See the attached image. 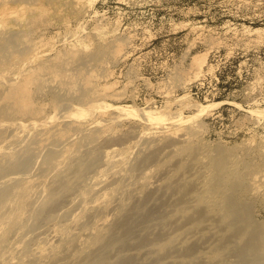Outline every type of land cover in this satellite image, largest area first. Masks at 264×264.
I'll return each instance as SVG.
<instances>
[{"label":"rangeland","instance_id":"rangeland-1","mask_svg":"<svg viewBox=\"0 0 264 264\" xmlns=\"http://www.w3.org/2000/svg\"><path fill=\"white\" fill-rule=\"evenodd\" d=\"M54 1L56 3H54ZM0 3V46L2 45L0 48L2 49L5 43L12 45L13 47V43H15L14 40L17 43V45L15 43V48L10 47L9 45L6 46L9 48V50L8 48L4 47L5 51H9V53L11 52V55L6 52V56L4 48L2 49L3 51L0 49V53L2 51V53L0 54V58L3 60L2 61L0 59V64L4 63V66L6 64L5 67L8 71L7 72L5 70V73L7 75L4 72L2 73L5 75L0 73V80L4 85L3 86L2 82L0 81V87L1 89L3 88L2 92L5 93V90H7L6 88L8 86L6 85H9V87L17 85L15 88L17 89L19 84L15 83H20L21 81L18 82L20 78L23 80V76L21 77L23 73L30 72V69L32 70L33 67L35 68V64H39L38 62L43 60L45 61L44 63H48L47 66L49 67L50 60L53 63L54 59H56V57L60 58V55L62 53L64 57H67V61H63L64 63H66L65 66L68 69V71H65L67 70L66 68L64 69V71H62L65 67L62 58H65L61 57V60L59 59V61L62 62H57L58 59L56 60L57 63H60L59 65H62V69L61 66L57 65V68L59 67V70L61 71L58 74V69L55 68L54 70L57 69V71L52 70L53 74H51L52 72L50 69H52L54 65L56 67V64H52L50 62V64H52L50 66V69H48L47 66L45 67L48 69V72H50V75L48 74L49 76L47 75V77L45 76L47 72L45 70L42 71L46 73L43 75V73L41 72L43 76L39 82L41 83L44 80L43 77H45V80L47 79L46 83L44 82L46 85L42 83V85L39 84L40 86L38 85L39 88L36 90L39 92L31 90V93L32 91L35 94L38 93V97L36 96L37 94L35 95L34 93H32L33 99L34 101H36V103L33 102V104H37L39 105V107L41 106L40 108L38 106H34V108L36 107V109L39 108L40 110H42V108H45L44 110H42L43 114H40L42 117H40L39 115L41 119H39L38 117V119L35 121V126L37 124L39 126L37 125L36 128L35 126L33 127L31 125L33 121H30L31 118L28 119V115L24 118V115H26L25 111L19 112V116H17L18 112L17 114L15 113L16 118H13L16 120L19 117L21 118L19 119L20 122L18 120H13V122H18L25 126L24 128H21V130L19 129L20 131H16L17 129H15V126L13 125H10L9 127L0 126V131L2 128H4L2 129V131L6 132V136L5 134H2V136L7 137L6 139L4 137V139L6 140L5 144L3 143L4 145H0L3 147L0 148V153L2 154L3 152L6 155V153L8 154L9 152L13 155L12 156L10 154L12 156H10L11 158L8 155V157L11 159V167H9V165L7 166V164H10V160H8L9 158L6 157L7 155H4V157L2 154V157H0V166L2 158H4L3 161L6 165L5 166L3 162L2 166L4 170L2 169V166V171L0 169V181L3 180L4 183L6 182V184L0 183V190L6 189L8 186H10V188L12 187V192L16 194L18 192V187L20 186V184L28 181L29 179L26 180L25 178H30L31 176L32 178H34H30L32 180H35L36 178V181H34L36 183V186L33 190L35 192H33V194L37 193L35 188H39L40 186L44 187V189L42 187V191H40V188V190L37 189V191L40 192H38L36 195L34 194L33 196H31L32 194H30L31 199L29 200L28 198V200L31 203H29L22 211L23 226L21 223L20 226H22L23 228L19 229V233L17 232L20 226H16L17 228H15L14 226V228L12 227L10 230H8L9 234L6 236L4 242L2 241V244H0V264H3V262L7 264L8 262H12L14 259L15 262L24 259V262L26 264H28L30 261L33 263L32 260H29L27 257H25L29 261L27 263V260L23 255H26L29 250H34L36 247L35 244H37L35 242H37V240H42V238H45L43 240V243L48 242L47 244L50 243L53 245H55L56 242L57 244L59 243V240L57 239L58 237L55 238L56 236L52 235L51 229L53 228V226L62 225L63 223L66 224L67 221L72 220V217H74L75 214L82 209L80 208L83 206V202L81 201L85 199L88 200L89 197L92 196L89 193L90 190H87V187H91L92 185L96 184L95 189L97 188V190L98 188L101 190H109L111 189V187H113V185L120 184L119 180L122 181L125 186L127 184V186L126 188H122L123 190H121L120 192H117L116 195L113 196L114 198H111V203L109 205V208L107 209V214L109 217L106 226L107 234L105 233L102 236L103 238L107 239L111 237L114 231L116 232V228L118 227L117 224L119 223V220L121 219L123 214L119 213L118 209L116 210V208L119 206L120 200L123 202V204H125V210H127L143 203L146 198L145 196L149 194V199L147 200L146 198L147 201L142 205L141 213H147L152 209H156L161 205L162 206L160 208V211H158L159 213H157L155 216H152L148 220L136 224L135 233H133L131 237H128L127 245L120 246L119 244H115L111 247L106 248L104 251L105 257L103 263L106 261L112 262L113 264H118V262L120 261L119 258L128 256L127 258H132V264H251L254 262H257L258 264H264V258H258L257 256L259 253H250L245 257L237 254V249L240 247L239 245L243 244L250 238L249 236L251 235V231H253L255 227L264 226V206L262 204H257L254 206L252 214V224L256 226L249 227L247 229L248 235L246 236L235 234L232 237L226 238L225 241H222L221 239L224 232L223 226L215 217H210L207 220L203 221L199 225V227L190 228L191 225L184 224L183 216L177 211V209L184 206L189 212L195 210V201L190 199L187 202L183 203L184 195L179 189H182L181 187L184 183H191L190 185H193L192 183L196 182L197 180V177L195 176L196 174L191 173L192 171H196V169H194L196 167H193V165H191L193 163L192 157L188 154L181 155V153H177L179 150H181L179 149V147L186 148L185 146L191 142H201L203 144L207 143V145L211 144L212 146L215 145L212 147L214 148L212 153L214 158L218 161L221 155L218 154L219 152L216 150H218L219 147L220 150H222V145L223 148H225V146H228L227 150L229 148L230 151L235 150V148L233 147L237 148L241 146L238 148V150L235 151L238 154H245L244 156L251 157L252 161L249 157H247L249 162L251 161L252 163H257L258 159L261 160L260 153L264 150V0H0ZM9 13L13 14L10 16ZM41 13L43 16L41 15ZM36 16L38 17L36 18ZM33 17L35 18L33 19ZM36 19L38 21L39 19L40 21L42 20L41 22L39 21V23L36 22V24L38 23L37 25L39 26V28L36 24H34L35 21H37ZM1 21L5 22L2 23ZM13 22H15L16 24H14ZM29 25L32 28H30ZM36 29L39 30V32H37ZM33 31H36L37 33H34ZM12 33L15 35H13ZM10 34L15 36V38L18 37V39H14V37H11ZM40 35L42 36V38ZM8 38H10L11 40H9ZM38 38H40L39 40L41 41H37ZM4 39H6L7 41ZM12 39L14 40L12 41ZM29 43L33 44V46L34 44H36L35 46L38 47V50H36L37 47H32L35 49V53L38 54L40 52V58H30L31 56L29 55V53L33 50V48ZM104 44H106V46ZM22 45H24V47ZM25 46H27V50ZM99 46H102V48L105 46L106 49H108L106 50L104 47V56V53H101L102 48H100ZM72 47H74V49L68 51V49H71ZM98 47L99 52L96 51ZM10 48H12V51ZM58 49L60 52L58 51ZM77 49L78 51H76ZM56 50L58 51L57 53ZM95 51L97 53L94 54L93 57V55L91 54H93V52ZM71 52L73 55L71 54ZM54 53H56L58 56H56V54L54 55ZM68 53L71 54L72 59L71 57H68ZM20 54L23 55L21 56ZM65 54L67 56H65ZM97 54L99 55L97 57L103 56L102 59L96 60L95 58H97ZM8 57L9 59H7ZM197 57H200V60L206 57V59H204L205 62H202L203 64H205L202 65V69L200 71L202 73H200L199 71V73L195 72L199 65L196 61L199 59ZM26 58L28 59L25 60ZM6 59L9 61V64L11 62L12 63L10 65L7 64L8 61ZM15 62L17 65L15 64ZM199 63L201 64V62ZM195 64L197 66L196 69ZM18 65L20 66L18 67ZM40 65L41 67L45 66L40 63L38 65L39 68H41ZM0 67H2V65ZM10 68L14 71H12ZM36 68H38L37 65ZM0 69H3V67ZM61 72L65 73L60 74ZM194 72L198 74L196 75ZM27 73L24 75L27 76ZM110 82L111 84L112 82H115L116 84L113 83L111 85ZM92 84L93 86L91 88L90 86ZM103 84L108 86L111 85L113 86V88H106V86L105 88H103ZM72 85H74V87ZM42 86L45 87L44 89L46 93H44V89L43 91H41ZM4 87H6L5 90ZM9 87L8 90H11L12 88L10 87V89ZM72 87L74 89V94L71 93V90L73 91V89H71ZM101 87L105 91L100 89ZM87 88L89 93L87 92ZM95 88H97L96 90L99 93L95 90ZM15 89L13 88L12 90L16 91ZM69 89L70 91L68 94L67 90ZM60 90L62 93L60 92ZM91 90L94 93L97 92V95L100 94V97L93 94L96 97L97 102L92 101L95 99V97H91L93 96L92 94H90ZM58 91L60 92V94H65L67 92L68 96L63 94V97H58ZM83 91L90 94L89 98L94 99H88V94L85 96V92ZM81 92L83 93L82 96H85V98L87 97V101L89 100L88 103L85 98L81 96ZM47 93H50V96ZM70 93L73 94L74 97ZM76 93L80 94H77V96L75 97ZM106 93H108V95ZM7 94L8 93L6 91V93L4 94L6 96L3 97L9 98V95L7 96ZM2 95L3 93L0 94L1 97ZM78 95H80L83 99V101H80L82 107L76 106L77 104H79L78 100H81V97H79ZM102 95H105V97ZM35 96L37 98H35ZM51 96L52 98H50ZM42 97L44 99H42ZM64 97L66 98V100L64 99ZM68 97L72 99H69ZM7 98L6 100L4 99L5 106L6 104H8L6 103ZM48 98L51 99V101H49ZM76 98H78V102L76 101ZM36 99L40 100L37 101ZM67 99H69L70 101H68L71 103L67 102ZM73 99H75L74 101L77 102H75L76 104H74V101L72 102ZM14 100L16 101V99ZM90 101L92 103L96 102L93 103V105L95 104L93 107L89 104ZM10 102V105L14 106L13 104H15L17 101L14 102L11 100ZM54 102H56L57 105L59 104L58 106L55 104V107L57 106L56 109L55 107L53 108ZM100 102L102 103V105L105 103L104 106H110L111 104L110 111L102 108V105V107H100ZM86 103L87 106L88 104L90 105L88 106L89 108L87 106L83 107V104L86 105ZM4 105L2 104V107H4ZM64 105L68 106L67 108L62 110L64 112H60L61 106L63 107ZM97 105L99 107L94 108ZM131 106L134 108H132ZM198 106L200 108H198ZM2 107L0 108L2 109ZM116 107H120L122 108V110L119 111L120 109H117ZM66 109H69L67 113ZM133 109L142 111L143 113L155 112V114L149 115V119H143L142 117L137 116V114L135 115V112H130L132 115L131 116L129 111ZM200 109L202 110L200 111ZM79 110H81L82 113H80ZM91 111H93L94 113H90ZM102 111L108 112L107 114H105V112L103 115H101ZM95 113L100 117L96 116ZM126 113L128 114L126 115ZM20 114L22 115L20 116ZM59 115H61L60 118ZM174 115H176L177 118L171 119L175 117ZM29 116L31 117L32 115ZM78 116H83L85 117V119L87 118V121L83 120L85 124H83L84 126L81 125L82 127H80V130L76 127L80 126L78 123H82L83 121L80 122L76 120ZM155 118L162 119L161 123L158 122L162 124V127L163 123L167 126L164 125L165 127H163V129L159 124H156L157 119ZM113 119L114 121H112L111 123V120ZM151 119H153L154 121L151 122ZM179 119H183L184 122L187 121V123L179 122ZM72 120L75 123H77L76 121H78V123L74 125V123H72ZM71 123L74 126H72ZM152 123L153 126L156 125V128L152 127V125H149ZM181 123L183 124L181 125ZM28 124H30L28 126L29 128L26 126ZM54 124L55 126L58 125V128L53 126ZM47 125L51 126L52 129L51 127L49 129ZM67 125L74 127H67L68 129L71 128L70 130L72 131L73 129L78 130H74V132L72 133L69 130L70 135H72V137H74L75 139H73L72 137L69 139L68 137L65 143L63 141L60 142L57 141L58 139H55L57 142L54 140V143H56V145L53 144V146V142H51L53 138H48V140L50 141L48 145L50 147L48 145L46 146L47 142L45 144V141L43 143L44 145L41 144L42 139L49 136V133L47 134L42 131V126L43 130H46L48 127L49 132L54 129L56 131V134L58 133L57 135L60 136L59 131L66 130ZM45 126L47 127L45 128ZM148 126H150L151 128ZM157 126H159L160 129ZM175 126L179 128L180 131H178L177 129V131L180 132L179 134L178 132H174L175 128L173 127ZM183 126L186 127L184 128ZM62 127L65 129H63ZM99 127L100 129L101 127L105 128L104 130L106 131H104L105 133L102 134V137H100L98 140L90 143V141H87L88 138L86 139V137H82L83 135H87L88 129H90L89 132L97 131ZM141 127L145 130H142ZM170 127L173 129H171ZM196 127L200 128L198 129ZM61 128L62 130H59ZM36 129H40V131L36 132ZM165 129H169L167 130L168 132ZM170 129L173 131H171ZM81 130H83V135L81 134L82 136L80 138L79 133L81 132ZM41 131L44 132L45 135L47 134V136H44ZM38 132L43 135H38ZM141 132H143L144 135H139L141 134ZM193 132L195 134H192ZM34 134L36 135V137L34 136ZM54 134L55 132H53L52 135L50 134V137H54ZM186 134L188 136L193 135L191 137V140L185 138ZM58 136H55V138H59ZM75 136L79 137L76 138ZM119 137H122L123 139L125 137L124 140H127V142H124L125 144L127 143V146ZM82 138H85L86 141L90 143L88 145H93L91 146V149L94 150L96 157H98V154L100 158L105 160L104 162H106L105 156L113 149L118 148L120 150V148H123L122 150L125 149L128 151L132 146V150L130 149L131 152L129 151V153L124 150V155H119L120 157L122 156L121 159H124L126 157L124 160L122 159L124 162L122 165H119L117 163L116 166V164L113 165L112 162L109 163L111 164L109 165L103 162L106 165L105 166L102 163V159H100L102 160L101 162L100 160H98L97 164H95L97 167L95 166L94 168V166H92V169L89 171L88 175L86 174L87 178L85 179L87 180H85V182L82 181L88 186H80L83 183L80 182L81 184L78 185V181L81 180H79L76 174L73 172V169L76 167L74 165L77 163L75 158H81L82 160L85 159V163L90 161V154L88 151L90 148L88 147L85 139L83 140ZM114 138L115 140L118 138L122 142L119 140L118 141L120 143L118 141L116 142ZM183 139H187L189 142ZM180 140H183V142L180 143ZM108 141L110 142V144ZM62 142L67 147H64ZM106 142L109 145H106ZM128 142L130 144H132L133 142H137L138 144H136L137 146H134L135 143L130 145ZM219 142L221 144H217ZM57 143L59 144V146ZM115 143L116 145L117 143H119L124 146L119 148V146L121 145L118 144L116 147ZM39 144L40 146L42 145V147L45 148L42 149ZM216 144L220 146H216ZM79 145H82V148ZM86 146L88 147V149ZM177 146L178 149L176 148ZM63 147L67 149H70L71 147V150H75V148L80 147L82 153L80 152L78 155L76 154V157H73L75 155L72 156V159L74 158L73 160H75V162L68 157L64 165L61 166L64 167L63 170L61 169V167L59 168L60 170L56 168V171L59 170L56 173H58L59 176H64H62L63 178L58 177L57 180H53L57 178L58 174L55 173L54 175V167H50L49 169L45 168L50 166V164L47 165L48 163L43 162V158L48 155L47 154L45 156L46 153H49V150L50 152H52L55 151V149H57L54 152L55 154L57 153L56 159L62 158L64 153H60L59 150L61 152H64L66 149H62ZM109 147H111L112 149H110ZM173 149L178 151H175V153ZM247 152H249L250 154L248 153L247 155ZM103 153L105 154V156ZM58 154L63 155L60 157L58 156ZM28 156L30 159H32H28L30 161L29 164V161H27L26 159ZM151 156L153 157L147 162H142L144 158ZM113 159H116V157H114ZM23 160L24 163L22 162ZM122 160L120 162H122ZM202 160H204V158ZM41 161L45 165L42 164ZM21 162L23 165L20 166ZM177 162L183 163L184 166L186 165L185 170L177 171ZM15 163H17V165L19 164L17 168L18 170H16V168L14 169L13 167L15 166ZM101 163L103 168L102 166H98V164L101 165ZM219 163L222 164L223 161H219ZM26 165L29 166L23 173L24 167H26ZM190 165L191 169H189ZM19 166L21 167V169ZM112 166L114 168L113 170L110 169V167L112 168ZM4 167H6V170ZM106 167L109 168L107 169ZM101 168L103 170L105 169V171L100 170ZM12 169L14 170V172H11ZM50 169H52L54 172ZM261 169L259 174L261 179L263 180L264 167H262ZM19 170H21L20 174ZM126 170H128V173ZM45 171H47V173H44ZM122 171L124 172V175H128L127 177L124 176V179L126 178L125 180L119 179L120 176L123 178ZM8 172H11L13 174L9 173L11 174L9 175L7 174ZM144 172L145 174H149L150 177L148 175L147 176L151 179H149V186L146 188V190L142 191L138 190L137 188L140 187V184L143 180L141 179V177H143ZM43 174H49L48 176L45 175L47 180L43 176ZM40 175H42L43 177H41ZM4 176H7V180ZM16 176L17 178L15 179L14 177ZM38 176L39 178L41 177L40 180L44 182L40 183L39 178H37ZM8 177L10 180H13L14 178V183L13 181H10ZM21 177H24L23 180H19V178ZM76 178L78 181L76 180ZM37 179L39 181H37ZM8 180L9 182H7ZM17 180L19 181L16 182ZM50 181H53V183L56 181L57 182L53 184ZM63 182L65 184H68L69 195L67 194L68 196L64 197L63 200H59L62 196L61 194L63 193V191L59 189L57 185H61L60 188H62V185H65L63 184ZM37 183L39 184L37 185ZM42 183H44V185H41ZM165 184L167 185L166 187ZM168 184L171 187H169ZM83 186L85 188H83ZM47 187H52V190L56 188L55 191L58 193V195L56 193V198L54 199H57V196H60L58 200H54L52 204L56 202L59 203V201L62 202L55 208L56 210L54 209L55 211L51 210L53 212H49V208L52 205L46 208V204L42 203L43 198L41 197L44 195L43 197L44 199H46L45 196L49 195L50 191H52L51 189H48L47 191ZM80 189L84 192V195L81 196L82 199L79 198V194H82V191ZM45 191L49 193L47 194ZM42 192L43 194L41 195ZM89 214L90 213H87L86 215L84 214V216H86L84 218L86 219L82 218L79 225H81L82 223L86 224L87 219H90L88 221L89 223L90 221H92V217H90L91 214ZM88 216L89 218H87ZM83 220L85 222H83ZM70 222H67V224ZM12 229H17V234L13 232ZM12 232L16 235H12ZM29 232H31L32 234H30ZM23 233H28L29 235H25ZM22 234L23 236L31 237H28L29 241L27 239H24L26 237L22 238ZM20 236L24 242L26 240L28 241L25 242L28 243V252H25L27 251V247L25 248L26 244L21 242L22 239L20 238ZM139 237H145L147 240H149V243L135 246V242ZM163 239H175L174 241L176 246H174V249H170L168 252L159 251V245L165 241ZM17 241L20 242L18 243ZM160 241L162 242L160 243ZM100 244L101 240L99 242V245ZM183 245L185 247L188 245H193V252L188 255L183 254ZM17 247L20 250H15V248ZM29 247L34 248L29 249ZM68 248L71 250V252L70 250H68ZM68 248H65L66 250L64 249L65 252L67 251L66 253L62 251L60 257H62L63 259L61 258L62 260H59L57 264H60L59 262H61V264H64V262L66 264H82L86 259L96 260L99 258L98 255L94 258H91L92 256L89 255V257L85 259V257L87 256V252H82L72 260V255H69L79 248V244L75 242L73 243L72 247L69 246ZM7 249H9L10 253ZM23 249L25 251H23ZM215 249L220 252V259H215V257L213 256L215 253ZM15 251L17 252L15 253ZM18 252H23L24 254L22 255ZM13 253L15 254V256L13 255ZM7 255L9 258L7 257ZM18 255L19 257L22 255L23 258H16V256L18 257ZM4 257L6 261H4ZM7 258L8 260H11L10 258H12V260L8 261ZM16 259H18V261H16ZM67 261L69 263H67ZM51 262L52 260L48 261L47 264H50ZM44 263H46V261H44ZM44 263L43 261L42 263L40 262V264Z\"/></svg>","mask_w":264,"mask_h":264},{"label":"bare ground","instance_id":"bare-ground-1","mask_svg":"<svg viewBox=\"0 0 264 264\" xmlns=\"http://www.w3.org/2000/svg\"><path fill=\"white\" fill-rule=\"evenodd\" d=\"M38 1V0H37ZM52 1V0H51ZM3 2V1H2ZM50 2V1H49ZM49 2H47V3H49ZM37 3V2H36ZM52 3V2H51ZM54 3H56L55 1H54ZM58 3V2H57ZM1 4V3H0ZM50 5V4H49ZM50 7V6H49ZM47 9V8H46ZM24 11V10H23ZM31 11H33V10H31ZM42 12V11H41ZM23 13V12H22ZM21 13V14H22ZM28 13H29V11H28ZM44 13V12H43ZM10 14V16L13 14V13H9ZM38 14V13H37ZM2 15V14H1ZM30 15V14H29ZM41 15H42V13H41ZM43 16V15H42ZM4 17H6V16H4ZM4 17H3V20H4ZM38 16H36V18H37ZM41 17V16H40ZM35 17H33V19H34ZM42 18V17H41ZM40 18V19H41ZM6 19V18H5ZM40 19H39V21H40ZM43 19V18H42ZM13 20V19H12ZM37 20V19H36ZM14 21H15V19H14ZM39 21L37 20V21H35V23L34 24H36V22H38L39 23ZM42 21V20H41ZM40 21V22H41ZM2 22V21H1ZM5 22V21H4ZM4 22H2V23H4ZM6 22H7V20H6ZM14 24H16L15 22H13ZM37 23V24H38ZM33 24V23H32ZM36 24V25H37ZM28 25V24H27ZM35 25V26H36ZM40 25V24H39ZM30 26V25H29ZM38 26V25H37ZM41 26V25H40ZM34 27V26H33ZM42 27V26H41ZM40 27V28H41ZM30 28H32L31 26H30ZM35 28V27H34ZM37 28V27H36ZM38 28H39V26H38ZM3 29H5V28H3ZM33 30V29H32ZM5 31V30H4ZM36 31L37 32H39V30H37L36 29ZM36 31H33L34 33L36 32ZM41 31V30H40ZM261 31V30H260ZM1 32H2V30H1ZM36 32V33H37ZM262 32H263V30H262ZM32 33V32H31ZM256 33V32H255ZM260 33V32H259ZM13 34V33H12ZM40 34V33H39ZM13 35H15V34H13ZM13 35H11L10 34V36L11 37H14V39H18V37H16L15 38V36H13ZM17 35H18V33H17ZM43 35V34H42ZM35 36V35H34ZM37 36H38V34H37ZM41 36V35H40ZM39 36V37H40ZM10 37V38H11ZM10 38H8L9 40H11ZM36 38V37H35ZM41 38H42V36H41ZM1 39H2V37H1ZM7 39V38H6ZM6 39H4V40H6ZM14 39H12V41L14 40ZM40 38H38V40L37 41H41V40H39ZM7 41V40H6ZM35 41V40H34ZM1 42V41H0ZM10 42V41H9ZM14 42L16 43V41L14 40ZM15 43H13L14 45H13V47L15 48ZM30 43H34V42H30ZM29 43V44H30ZM36 43V42H35ZM4 44V43H3ZM5 44H7V43H5ZM4 44V47H6V46H8L9 44H7V45H5ZM29 44H27V45H29ZM47 44V43H46ZM16 45H17V43H16ZM31 45V47L33 46V44H30ZM36 44H34V46H35ZM105 46H106V44H104ZM2 46V45H1ZM0 46V47H1ZM10 47H12V45H9ZM23 47H24V45H22ZM33 46V47H34ZM104 46V47H105ZM4 47H2V49L4 48ZM12 47V48H13ZM20 47H21V45H20ZM23 47H22V49H23ZM32 47V48H33ZM37 46H35L34 48H36ZM100 47V46H99ZM99 47H98V49L96 50L97 52H99ZM104 47L102 48V46L100 47V48H102L101 50H102V52L101 53H104L103 52V49H104ZM6 48H8V47H6ZM12 48H10L11 49V51H12ZM25 48H26V50H27V46H25ZM33 48V50L32 51H30V53H29V55L31 56L30 58H40L39 57V54H40V52L37 54V53H35V49ZM109 48V47H108ZM1 49V48H0ZM1 49V50H2ZM17 49V48H16ZM74 49V47H72L71 49H68V51L70 50H73ZM105 49H106V47H105ZM8 50H9V48H8ZM25 50V49H24ZM36 50H38V47L36 48ZM65 50H67V49H65ZM106 50H108V49H106ZM3 51V50H2ZM2 51H1V53H2ZM21 51V50H20ZM20 51H19V53H20ZM58 51H59V49H58ZM57 50H56V53L58 52ZM76 51H78V49L76 50ZM93 52V54H91V55H93V57H94V54H96L97 52ZM4 52L6 53V52H8V54L9 55H11L10 53H9V51H5V48H4ZM60 52V51H59ZM73 52V51H72ZM72 52H71V54H72ZM74 52H75V50H74ZM106 52V51H105ZM108 52V51H107ZM0 53V54H1ZM22 53V52H21ZM56 53H54V55L56 54ZM100 53V54H101ZM4 54V53H3ZM13 54V53H12ZM58 54H60V53H58ZM63 54V53H62ZM61 54V55H62ZM71 54L70 53H68L67 55H68V57H71ZM15 55V54H14ZM19 55V54H18ZM21 55V54H20ZM23 55V54H22ZM21 55V56H22ZM25 55V54H24ZM60 55V58L61 57H64L63 55L61 56ZM66 54H65V56H67ZM70 55V56H69ZM73 55V54H72ZM75 55V54H74ZM105 55V53L103 54V56ZM3 56V55H2ZM6 56H7V53H6ZM6 56H5V58H6ZM56 56H58L57 54H56ZM97 56H99L98 54L96 55V57ZM101 56V55H100ZM102 56V57H103ZM202 56V55H201ZM1 57V56H0ZM4 57V56H3ZM16 57H17V55H16ZM15 57V58H16ZM25 57V56H24ZM29 57V56H28ZM92 57V56H91ZM102 57H97V58H95L96 60L97 59H102ZM204 57V56H203ZM4 58V59H5ZM11 58V57H10ZM13 58V57H12ZM22 58V57H21ZM55 58V57H54ZM60 58H57L56 57V59H54V62L52 63V61L50 60V62L52 63V64H56V67H55V65H54V67H52V69H50V66L52 65V64H50V62H49V59H51V58H49L48 59V62H49V67L47 66L48 65V63L46 64V63H44L45 61L43 60V61H40V62H38L39 64L40 63H42L43 65H45V66H42L41 67V65H40V67L41 68H39V64H35L34 66H35V68H36V65H37V67L38 68H34L33 66V68L32 67H30V68H32V70L30 69V72H26L27 73V76H25L24 74H26V73H23V75H21V77L23 78V80L20 78L19 79V81L18 82H20V83H15V84H19L18 85V87H17V89H15L16 88V86L17 85H15V86H13V87H11L12 89L14 88L16 91H13L10 87H9V85H6V86H8L11 90H8V87L6 88V87H4V90H5V88L7 89V90H5V93H6V91H7V96L9 97V98H7V97H3V96H6V95H4L5 93L4 92H2V90H3V88L1 89V87H0V90H1V92H0V94H2L3 93V95H2V97H3V101H2V97L0 98V100H1V106L0 107H2V104L4 105L5 104V102H4V99L6 100V98H7V102L6 103H8V104H6V106L4 105V107H2V109L0 108V126H2V127H9L10 125H13V126H15V129H17L16 131H18L19 129L21 130V128H24L25 126H23L22 124H20V123H18V122H13V120H15V121H19V119H21L20 117L19 118H17V120L16 119H13L14 117H15V115L17 114V112H18V114H17V116H19V112H26L25 114L26 115H24V118L28 115V119H30V121L32 120L33 122L31 123V125L34 127L35 126V121L38 119V117H39V115L40 114H43V111L42 110H44L45 108H42V110H40L39 108L41 107H39V105H37V104H33V102H35L36 103V101H34V99H33V96H32V93H34L33 91L35 90H37L39 87H38V85L40 84V85H42V84H44V85H46L45 83H46V80H45V77H43V79L45 80H43L41 83H39L40 82V80L42 79V76L47 72V74L45 75V76H47L48 74L50 75V72H48V69H50L51 70V72H52V70L53 71H57V69H58V74H59V72L61 71V70H59L60 68L58 67L57 68V65L58 66H61V69H62V65H59L60 63H57L58 61H59V59ZM65 59H63L62 58V61L64 60H66L67 61V57H64ZM197 58H199L198 60H196L197 61V63L200 65H198V68H197V70L195 71V72H200L201 71V69H202V65H205V64H203L204 62H205V60L204 59H206V57L203 59H201L200 60V57H197ZM196 58V59H197ZM1 59V58H0ZM7 59H9V57L7 58ZM6 59V60H7ZM28 58H26L25 60H27ZM32 59V60H33ZM58 59V60H57ZM71 59H72V57H71ZM2 60V59H1ZM14 60V59H13ZM23 60V59H22ZM39 60V59H38ZM41 60V59H40ZM56 60H57V62H56ZM61 60V59H60ZM93 60V59H92ZM200 60V61H199ZM204 60V61H203ZM3 61V60H2ZM8 61V60H7ZM11 61H12V59H11ZM16 61V60H15ZM35 61H37V60H35ZM62 61H59V62H62ZM64 61H63V63H64ZM201 62V64L199 63V62ZM6 62V61H5ZM24 62V61H23ZM22 62V63H23ZM203 62V63H202ZM12 63V62H11ZM10 63V64H11ZM14 63V62H13ZM19 63H21V62H19ZM18 63V64H19ZM35 63V62H34ZM63 63H61V64H63ZM196 63V62H195ZM7 64H9V61H8V63ZM9 64V65H10ZM15 64H16V62H15ZM33 64V63H32ZM65 64L66 63H64V66H65ZM2 65V67H3V69H0V71L1 70H3V71H1L0 73H2V72H6L7 71V69H6V64H5V66H4V63L3 64H0V66ZM17 65V64H16ZM16 65H15V67H16ZM206 65H207V63H206ZM20 65H18V67H19ZM28 66V65H27ZM47 66V68H45ZM2 67H0V68H2ZM5 67V68H4ZM9 67V66H8ZM11 67V66H10ZM14 67V66H13ZM14 67V68H15ZM196 64H195V69H196ZM210 67V66H209ZM55 68H57L56 70H54ZM66 68V66L63 68V70L62 71H64V69ZM207 68H208V66H207ZM11 69V68H10ZM16 69H17V67H16ZM20 69V68H19ZM47 69V70H46ZM67 69V68H66ZM194 69V70H195ZM211 69V68H210ZM6 70V71H5ZM8 70H9V68H8ZM12 70V69H11ZM10 70V71H11ZM46 71V72H42V71ZM12 71H14V70H12ZM19 71V70H18ZM17 71V72H18ZM65 71H68V69L67 70H65ZM8 72V71H7ZM43 73V75H42V73ZM194 72V73H195ZM198 72V73H199ZM10 73H12V72H10ZM65 73V72H64ZM64 73H60V74H64ZM197 73V74H198ZM200 73H202V72H200ZM3 74V73H2ZM6 74V73H5ZM5 74H3V75H5ZM51 74H53V72L51 73ZM196 74V73H195ZM196 74V75H197ZM7 75V74H6ZM9 75V74H8ZM48 75V76H49ZM25 76V77H24ZM47 76V77H48ZM5 77H8V76H5ZM4 77V78H5ZM38 77H40V78H38ZM2 79H3V77H2ZM7 79V78H6ZM1 81V80H0ZM7 81V80H6ZM13 81V80H12ZM11 81V82H12ZM2 82V81H1ZM0 82V83H1ZM45 82V83H44ZM113 83H115V82H112V84ZM90 84V83H89ZM109 84V83H108ZM110 84H111V82H110ZM111 84V85H112ZM116 84V83H115ZM114 84V85H115ZM2 85H3V82H2ZM39 85V86H40ZM99 85V84H98ZM98 85H97V88H98ZM104 85V87L103 88H105V86H106V88L107 87H109L110 89H111V87L113 88V86H111V85H105V84H103ZM4 86V85H3ZM73 87H74V85H72ZM90 86V85H89ZM92 86H93V84L90 86L91 88H92ZM100 86H102V85H100ZM99 86V87H100ZM73 87L71 88V89H73ZM96 87V86H95ZM45 87L44 86H42V90L41 91H43V89H44ZM97 88H95V90L97 89ZM108 88V89H109ZM94 89V88H93ZM92 89V90H93ZM100 89H102V87L100 88ZM31 90H33L32 91V93H31ZM56 90H58V89H56ZM56 90H53V91H56ZM85 90V89H84ZM91 90V93L90 94H95V96L99 93L97 90V94L96 93H94L93 91ZM94 90V91H95ZM103 90V89H102ZM8 91H11V92H8ZM40 91V92H41ZM44 91H45V89H44ZM49 91V90H48ZM63 91V90H62ZM68 91V94H69V91H70V89L69 90H67ZM86 91V90H85ZM85 91H83V92H85ZM90 91V90H89ZM103 91H105V90H103ZM107 91V90H106ZM36 92H39V91H36ZM52 92V91H51ZM50 92V93H51ZM60 92H61V90H60ZM60 92L58 91V93H59V95H58V97L60 96V97H63L62 95L64 94H60ZM87 92H88V88H87ZM93 92V93H92ZM31 93V94H30ZM42 93V92H41ZM44 93H46V91L44 92ZM49 93V94H50ZM53 93H55V92H53ZM62 93V92H61ZM71 93H73L74 94V89H73V91L71 90ZM70 93V94H71ZM89 93V92H88ZM88 93H84L85 94V96L88 94ZM35 94V93H34ZM33 94V95H34ZM37 94V95H36ZM35 95L38 97V93H36ZM48 94V93H47ZM48 94V95H49ZM73 94H71L72 96H73ZM77 94H80V93H76V95H75V97L77 96ZM82 92H81V96H82ZM90 94H88V99H94V98H89L90 96ZM102 94H103V92H102ZM107 95H108V93H106ZM105 94V95H106ZM41 95H43V94H41ZM41 95H40V97H41ZM46 95V94H45ZM53 95V94H52ZM64 95H67V92L64 94ZM100 95V94H99ZM99 95H97L98 97H100ZM105 95H102V96H104L105 97ZM106 95V96H107ZM35 96V98H37ZM50 96V95H49ZM54 96V95H53ZM68 96V95H67ZM67 96H65V97H67ZM71 96V97H72ZM79 97H81L80 95H78ZM85 96H82L83 98H85ZM94 95L93 96H91V97H95ZM47 97V96H46ZM64 97V99L66 100V98ZM74 97V96H73ZM72 97V98H73ZM82 97H81V100H78L79 101V104H77L76 106H81V102L80 101H83V99H82ZM86 97V98H87ZM50 98H52V96L50 97ZM54 98V97H53ZM69 98V97H68ZM72 98H69V99H72ZM85 98V100L87 101V99ZM9 99H11L12 101H14V102H16L15 104H13L14 106H11L10 104H11V100H9ZM14 99H16V101L14 100ZM42 99H44L43 97H42ZM49 99V98H48ZM54 99H56V98H54ZM53 99V100H54ZM69 99H67V102H69L70 100ZM77 99L78 98H76V101H77ZM100 99V98H99ZM37 100V99H36ZM40 100V99H39ZM39 100H37V101H39ZM47 100V99H46ZM57 100V99H56ZM69 100V101H68ZM75 99H73L72 100V102L74 101ZM98 100V99H97ZM102 100V99H101ZM9 101V102H8ZM41 101H43V100H41ZM49 101H51V99H49ZM55 101V100H54ZM58 101V100H57ZM63 101V100H62ZM76 101H74V104H76L77 102ZM89 101V100H88ZM88 101H87V103H88ZM92 101H96V97H95V99L94 100H92ZM99 101V100H98ZM3 102V103H2ZM14 102H12V103H14ZM76 102V103H75ZM97 102V101H96ZM96 102H93V103H96ZM38 103V102H37ZM59 103V102H58ZM69 103H71V102H69ZM85 103V102H84ZM87 103H86V105H84L83 104V107L84 106H87ZM92 102L90 101V105L93 107L94 105H93V103L91 104ZM101 103V102H100ZM40 104V103H39ZM54 104V106H53V108L55 107V104H56V102H54L53 103ZM52 104V105H53ZM66 104V103H65ZM88 104V106H90ZM105 104V103H104ZM104 104L102 105V103L101 104H99V106L100 107H102V108H104V109H107V110H109L110 111V106H111V104H110V106H104ZM7 105H10V106H7ZM57 105V104H56ZM59 105V104H58ZM57 105V106H58ZM69 105V104H68ZM67 105V106H68ZM102 105V106H101ZM34 106H38L39 108H37L36 109V107L34 108ZM56 106V107H57ZM67 106H61V109H60V112L62 111V110H64L65 108H67ZM87 106V107H88ZM98 105L97 106H95L94 108H97V107H99ZM115 106V105H114ZM200 106V105H199ZM198 106V108H200ZM16 107V108H15ZM56 107H55V109H56ZM70 107V106H69ZM72 107V106H71ZM82 107V106H81ZM127 107V106H126ZM132 107V106H131ZM76 108V107H75ZM74 108V109H75ZM89 108V107H88ZM88 108H86V109H88ZM91 108V107H90ZM117 109H120L119 111H121L122 110V108H120V107H116ZM132 108H134V107H132ZM202 108V107H201ZM71 109V108H70ZM116 109V110H117ZM67 111H66V113L68 112V110L69 109H66ZM72 110V109H71ZM77 110V109H76ZM114 110V109H113ZM144 110V109H143ZM199 110V109H198ZM202 109H200V111H201ZM73 111H75V110H73ZM80 111V113H82L81 112V110H79ZM83 111V110H82ZM86 111V110H85ZM90 111V110H89ZM126 111V110H125ZM128 111V110H127ZM147 111V110H146ZM150 111V110H149ZM59 112V113H60ZM62 112H64V111H62ZM72 112V111H71ZM88 112V111H87ZM93 111H91L90 113H92ZM97 112H100V111H97ZM103 112V111H102ZM101 112V115H103L105 112H103L102 113ZM108 112V111H107ZM107 112L105 113V114H107ZM114 112V111H113ZM112 112V113H113ZM118 112V111H117ZM123 112V111H122ZM130 112H135V115L137 114V116H140V117H142L143 119H146V118H148V116L149 115H154L155 114V112L154 113H143L142 111H138V110H130L129 111V113ZM151 112V111H150ZM153 112V111H152ZM16 113V114H15ZM58 113V114H59ZM78 113V112H77ZM83 113H85V112H83ZM94 113V112H93ZM111 113V114H112ZM121 113V112H120ZM24 114V113H23ZM100 114V113H99ZM109 114V113H108ZM123 114H125V113H123ZM128 113H126V115H127ZM164 114V113H163ZM22 114H20V116H21ZM29 115H32L31 117L29 116ZM63 115V114H62ZM65 115V114H64ZM95 115H96V113H95ZM110 115V114H109ZM130 115H131V113H130ZM167 115V114H166ZM166 115H163V116H166ZM96 116H99L98 114L96 115ZM132 116V115H131ZM169 116H172V115H169ZM175 116V117H174ZM173 117L174 118H171V119H175V118H177L176 117V115H174ZM179 116V115H178ZM40 117H42L41 115H40ZM39 117V119H41ZM61 117V115H59V118ZM100 117V116H99ZM158 117V116H157ZM160 117V116H159ZM16 118V117H15ZM113 118V117H112ZM111 118V119H112ZM162 118V117H161ZM157 119V118H155V119H157L156 121H157V125L159 124L161 127H162V124H160L161 122H162V119ZM163 118H165V117H163ZM168 118H170V117H168ZM168 118H166V119H168ZM197 118V117H196ZM23 119V118H22ZM44 119V118H43ZM42 119V120H43ZM87 119V118H86ZM85 119V117H77L76 118V120H78V121H83V120H86ZM149 119V118H148ZM194 119V118H193ZM164 120V119H163ZM168 120H170V119H168ZM41 121V120H40ZM73 121V120H72ZM78 121H76L77 123H78ZM87 121V120H86ZM112 121H114V119L113 120H111V123H112ZM144 121V120H143ZM146 121V120H145ZM152 121H154L153 119H151V122ZM179 122H183V123H187V121L186 122H184V120L183 119H179L178 120ZM20 122V121H19ZM29 122V121H28ZM70 122H71V120H70ZM84 122V121H83ZM78 123L80 126H78V127H76L77 129H79L80 130V127H82L81 125H83V124H85V122L84 123ZM110 122V121H109ZM149 122V121H148ZM158 122H160V123H158ZM72 123H74V125H76L77 123H75L74 121L72 122ZM71 123V125L72 126H74L73 124ZM183 123H181V125L183 124ZM172 124V123H171ZM30 124H28V125H26L27 127L29 126ZM38 125V124H37ZM36 125V126H37ZM50 125V124H49ZM148 125V124H147ZM150 126L152 125V127H154V128H156L155 126H153V123L152 124H149ZM165 124L163 123V127H165V126H167V125H165ZM173 125H175V124H173ZM180 125V124H179ZM36 126H35V128H36ZM39 126V125H38ZM48 126V125H47ZM47 126H45V128L47 127ZM53 126H55V124L53 125ZM70 125H67L66 126V130H63V131H59V135L60 136H62V137H60V136H58L57 134H56V131L53 129V130H51L52 131V133L53 132H55V134H54V137L52 136V137H50V134L52 135V133H51V131L49 132V130H48V127H49V129H50V127L51 126H48L47 127V129L46 130H43V126H42V131H44L45 133H49V136L47 137V138H44V139H42V138H40V139H42V145H44L43 143H44V141H45V144H46V142H47V144H46V146L48 145V143L50 142L49 140H48V138H53L52 139V141L51 142H53L52 143V145L54 144V145H56V143H54V140L55 139H58L57 141H63L64 143H65V141H67L66 139L69 137V139L72 137V135H70V133H69V130L71 129V128H74V127H72V126H70L71 128L70 129H68L67 127H69ZM84 126V125H83ZM150 126H148V127H150ZM168 126H169V124H168ZM170 126H172V125H170ZM177 126V125H176ZM173 127V128H175L174 130V132H178V131H180L179 130V128H177V127ZM198 126H200V125H198ZM203 126V125H202ZM55 127H57L58 128V125L57 126H55ZM54 127V128H55ZM93 127V126H92ZM103 127V126H102ZM101 127V129H100V127L97 129V131H91V132H89L90 131V129H88L87 130V135H83L82 134V132H83V130H81V132L79 133L80 134V138H81V136L82 137H86V139H87V141L89 142L90 141V143L91 142H94V141H96V140H98L100 137H102V134H104L105 132L104 131H106V130H104L105 128H102ZM157 127H159V126H157ZM162 127V128H163ZM179 127V126H178ZM184 128L186 127V126H183ZM183 127H182V129H183ZM1 128V127H0ZM29 128V127H28ZM27 128V129H28ZM31 128V127H30ZM40 128V127H39ZM56 128V129H57ZM63 128V127H62ZM62 128L61 129H59V130H62ZM95 128V127H94ZM93 128V129H94ZM142 128V127H141ZM151 128V127H150ZM162 128H161V130H162ZM167 128V127H166ZM169 128V127H168ZM171 128V127H170ZM173 128H171V129H173ZM189 128V127H188ZM196 128H198V127H196ZM200 128V127H199ZM198 128V129H199ZM2 129H4V128H2ZM2 129H1V133H0V145H2L3 143L5 144V139L7 138V137H5L6 136V132H3L2 131ZM6 129V128H5ZM51 129H52V127H51ZM63 129H65V128H63ZM77 129H73V131L72 130H70L71 131V133L72 132H74V130H77ZM92 129V130H93ZM95 129V130H96ZM144 128H142V130H143ZM159 129H160V127H159ZM164 129V128H163ZM170 129V130H171ZM177 129H178V131H177ZM181 129V128H180ZM19 130V131H20ZM26 130V129H25ZM47 130H48V132H47ZM145 130V129H144ZM166 130V129H165ZM164 130V131H165ZM167 130H169V129H167ZM166 130V131H167ZM185 130V129H184ZM200 130H202V129H200ZM204 130H205V127H204ZM34 131V130H33ZM36 132L37 131H40V129H36L35 130ZM34 131V132H35ZM41 131V132H42ZM78 131V130H77ZM163 131V132H164ZM171 131H173V130H171ZM170 131V132H171ZM3 132V133H2ZM44 132H42L43 134H44V136H47V134L45 135V133ZM86 132V131H85ZM85 132H84V134H85ZM168 132V131H167ZM166 132V133H167ZM170 132H169V134H170ZM202 132V131H201ZM77 133V132H76ZM145 133V132H144ZM172 134H174L173 132H171ZM180 132H178V134H179ZM191 133V132H190ZM2 134L4 135L5 134V136H2ZM19 134V133H18ZM37 134V133H36ZM40 133L38 132V135H39ZM42 134V135H43ZM74 134V133H73ZM78 134V135H79ZM82 134V135H81ZM143 134V132H141V134H139V135H142ZM168 134V133H167ZM177 134V133H176ZM192 134H195L194 132L192 133ZM41 135V134H40ZM41 135V136H42ZM69 135V136H68ZM144 135V134H143ZM175 135V134H174ZM190 135V134H189ZM34 136L36 137V135L34 134ZM55 136H58L59 138H55ZM76 136H77V134H76ZM75 136V137H76ZM180 136H181V134H180ZM188 135L186 134V136H185V138H187V139H190L191 140V137L193 136V135H191V136H188V137H190V138H188L187 137ZM4 137H5V139H4ZM79 137V136H78ZM78 137H76V138H78ZM143 137V136H142ZM73 139H75L74 137H72ZM121 140H123V142L125 141V142H127V140H124L125 139V137H124V139L122 138V137H119ZM139 138H141V137H139ZM22 139V138H21ZM73 139H72V141H73ZM83 139V138H82ZM85 139V138H84ZM83 139V140H84ZM86 139H85V141H86ZM120 139H116L115 140V138H114V140L117 142L118 140L119 141H121ZM127 139V138H126ZM187 139H183V140H187ZM19 140V139H18ZM48 140V141H47ZM113 140V139H112ZM112 140H110V141H112ZM183 140L181 141L180 140V143L181 142H183ZM41 141V140H40ZM56 141V140H55ZM56 141V142H57ZM86 141V143H87V145L88 144H90V143H88ZM118 141V142H119ZM200 141V140H199ZM63 142H62V144H63ZM109 142V141H108ZM122 142V141H121ZM125 142H124V144H125ZM131 142V141H130ZM187 142H189L188 140H187ZM67 143V142H66ZM71 143V142H70ZM73 143V142H72ZM107 143V142H106ZM112 143V142H111ZM120 143V142H119ZM119 143H117V145L119 144ZM129 143V142H128ZM135 142H133L132 144H134ZM243 143V142H242ZM3 144V145H4ZM58 144V143H57ZM94 144V143H93ZM109 144H110V142H109ZM108 143L106 144V145H109ZM123 144V143H122ZM127 144V143H126ZM125 144V145H126ZM130 144V143H129ZM132 144H130V145H132ZM136 144H138L137 142L134 144V146L136 145ZM189 144V145H188ZM185 147L186 148H183V150H182V148L181 147H179V149H181V150H174V152L175 151H178L177 153H181V155L182 154H188L189 156H191L192 157V161H193V163L191 164V165H193V167H196V168H194V169H196V171L195 172H193L192 170V172L191 173H195L196 175V177H197V180H196V182H194V183H192L193 185H190L191 183H187V184H183L182 185V189H179L180 191H181V193H183V200H184V202L183 203H185V202H187L188 200H190V199H192V200H194L195 201V206H194V208H195V210L194 211H192V212H189V211H187V208L184 206V207H180L179 209H177V211H178V213H180L182 216H183V219H184V224H189V225H191L190 226V228H196V227H199V225L203 222V221H205V220H207L208 218H210V217H215L216 219H218V221L222 224V226H223V230H224V232H223V235H222V237H221V239H222V241H225L226 240V238H229V237H232L233 235H235V234H240V235H248V228L249 227H255L253 224H252V222H253V220H252V214H253V209H254V206L255 205H259V204H262L263 206H264V179L262 180L261 179V177H260V171L262 170L261 168L262 167H264V150L263 151H261V160H259L258 159V161H261V162H258L257 161V163L256 162H254V163H252L251 161V157H249V156H247V157H249L250 158V162H249V160H248V158L246 157V156H244L245 154H238L235 150H238V148L239 147H241V146H239V147H233V148H235V150H233V151H230V149L228 148V150L230 151H228L227 150V147L228 146H225V148H223V145H222V147H221V149L222 150H220V147H219V149L218 150H216V151H218L219 153L218 154H220L221 155V157H220V159L217 161L215 158H214V156H213V150H214V148H212L213 146H215V145H211V144H208L207 145V143H201V142H198V143H193V142H191V143H188ZM206 144V145H205ZM217 144H221L220 142L219 143H217ZM216 144V146H220V145H217ZM244 144V143H243ZM42 145L40 146V144H39V146L43 149V148H45V147H42ZM51 145V146H52ZM53 145V146H54ZM60 145H61V143H60ZM64 145V144H63ZM62 145V146H63ZM68 145H70V144H68ZM72 145V144H71ZM115 145H116V143H115ZM117 145H116V147H117ZM119 145H121V144H119ZM49 146V145H48ZM58 146H59V144H58ZM62 146H60V147H62ZM74 146V145H73ZM73 146H71V147H73ZM80 147L82 146V145H79ZM91 146H93V145H91ZM91 146L90 145H88V147L90 148L88 151H89V158H90V161L89 162H86L85 163V159H81V158H75V160H76V164L74 165V166H76L74 169H73V172L76 174V176H77V178L79 179V180H81V181H78L77 180V178H76V180L79 182H77L78 183V185L79 184H81V183H83V184H81L80 186H82V185H87L86 183L84 184V182H85V180H87V179H85V178H87L86 176L88 175V173H89V171L92 169V166H94V168H95V164H97V162H98V160H100V159H102V158H100L99 157V155L97 154V152H96V154H97V156L99 157H96V155H95V153H94V150H92L91 149ZM122 146H124V145H121V146H119V148L120 147H122ZM127 146V145H126ZM137 146V145H136ZM39 147V148H40ZM50 147V146H49ZM57 147V146H56ZM64 147H67V146H65L64 145ZM62 148V149H66L64 152H61L59 149V152L60 153H64V155L63 154H58V156H62V158H57L56 159V154L54 153L57 149H55V151H52V152H50V150H49V153H46L45 154V156L46 157H44L43 158V162H46V163H48L47 165H49L50 164V166H48V167H45V168H50V167H54V171L52 170V169H50V170H52L53 172H54V175H55V173L57 172V171H59L60 169V167L61 166H63L64 165V163H65V161H66V159L69 157V158H71L72 159V156L73 155H75V156H73V157H76L80 152L82 153V150H81V148L80 147H77V148H75V150L74 149H72L71 150V147H70V149L68 148ZM69 147V146H68ZM87 147V146H86ZM88 147H87V149H88ZM115 147V148H116ZM230 147V146H229ZM0 148H3L2 146H0ZM23 148V147H22ZM110 149H112L111 147H109ZM128 148V147H127ZM138 148V147H137ZM177 149H178V146L176 147ZM216 148V147H215ZM42 149H40V150H42ZM123 149V148H122ZM121 148H120V150L117 148V149H113V150H111L110 152H108V154L105 156V154H106V152H105V154H104V156L106 157V162H104L105 160H100V162L102 161V163L104 162V163H107V164H109V163H111L112 162V164L114 165V164H116V166H117V163L119 164V165H122L124 162H123V160L126 158H122L121 159V157L119 156L120 154H123L125 151H127V150H122ZM131 150H132V146H131V148H130ZM130 149L127 151L128 153H129V151H130ZM227 150V152H226V150ZM53 150V149H52ZM139 150H141V149H139ZM240 150V149H239ZM2 151H3V149H2ZM4 151H6V150H4ZM12 151V150H11ZM39 151V150H38ZM124 151V152H123ZM131 152V151H130ZM141 152V151H140ZM86 153V152H85ZM176 153V152H175ZM248 153L249 152H247L246 154L248 155ZM1 154V153H0ZM2 154H3V156L5 155V153H3L2 152ZM2 154L0 155V157H2ZM12 155V153H9L8 152V154L6 153V157L7 158H9L11 155ZM77 154V155H76ZM99 154H101V153H99ZM117 154V155H116ZM250 154V153H249ZM8 155H9V157H8ZM29 155H30V153H29ZM85 155V154H84ZM115 155V156H114ZM124 155V154H123ZM215 155V154H214ZM4 156V157H5ZM13 156V155H12ZM11 156V157H12ZM32 156H34V155H32ZM32 156H31V158H32ZM57 156V157H58ZM103 156V157H104ZM244 156V157H243ZM10 157V158H11ZM101 157H102V155H101ZM114 157H116V159H113ZM153 156H151V157H147V158H144L143 159V163L144 162H147L149 159H151ZM8 159V160H10V164H7V166L9 165V167H11L10 165H11V159ZM204 158V160H202ZM27 159V161H29L28 159H30L29 158V156L26 158ZM25 159V160H26ZM74 159V158H73ZM72 159V160H73ZM207 159V160H206ZM4 160V158H2V162H1V166H2V163L4 162L3 161ZM30 160H32V159H30ZM75 160H73L74 162H75ZM122 160V162H120ZM5 161H7V160H5ZM42 161H41V163H42ZM83 161V162H82ZM219 161H223V163L221 164V163H219ZM23 163H24V160L22 161ZM22 162H21V164H20V166L21 165H23L22 164ZM114 162V163H113ZM141 162V163H142ZM17 163H19V162H17ZM17 163H15V166H13L14 167V169L16 168V170H18L17 168H18V165H17ZM25 163H26V161H25ZM30 163V161L28 162V164ZM41 163H40V165H41ZM102 163H101V165L100 164H98V166H102ZM103 163V165H105ZM178 163V162H177ZM42 164H44V163H42ZM94 164V165H93ZM4 165H5V162H4ZM16 165H17V167H16ZM45 165V164H44ZM46 165V166H47ZM53 165V166H52ZM109 165H111V164H109ZM142 165V164H141ZM191 165H190V167H189V169H191ZM1 166H0V169H1ZM6 166V165H5ZM19 166V167H20ZM25 166V165H24ZM23 166V167H24ZM29 166V165H28ZM27 165H26V167H24V170H23V173H24V171H25V169L28 167ZM73 166V167H74ZM106 166V165H105ZM108 166V165H107ZM140 166V165H139ZM186 166V165H185ZM185 166H184V164L183 163H181V162H179L178 164H177V167H176V169H177V171H182V170H185ZM97 167V166H96ZM5 168V170H6V167H4ZM8 168V167H7ZM56 168L57 169H59V170H57L56 171ZM63 168L64 167H61V169L63 170ZM102 168H103V166H102ZM100 169V170H103V169ZM107 169L109 168V167H106ZM187 168V167H186ZM2 169H3V166H2ZM2 169H1V171H2ZM20 169H21V167H20ZM23 169V168H22ZM110 169L111 170H113L114 168H113V166H112V168L110 167ZM125 169H127V168H125ZM193 169V170H194ZM261 169V170H260ZM4 170V169H3ZM50 170H49V172H50ZM61 170V171H62ZM151 170V169H150ZM14 172V170L12 169L11 170V172ZM20 171L21 170H19V174H20ZM65 171V170H64ZM103 171H105V169L103 170ZM109 171V170H108ZM124 171V170H123ZM122 171V172H123ZM127 171V173H128V170H126ZM11 172H8L7 174H9V173H11ZM15 172H17V171H15ZM48 172V173H49ZM102 172V171H101ZM44 173H47V171H45ZM61 173H63V172H61ZM126 173V172H125ZM147 173V172H146ZM11 174H13V173H11ZM11 174H9V175H11ZM18 174V173H17ZM18 174V175H19ZM56 174H58V173H56ZM87 174V175H86ZM101 174H103V173H101ZM24 175V174H23ZM46 174H43V176L46 178V176H48L49 174H47L46 176H45ZM96 175H98V174H96ZM122 175V174H121ZM150 177V175L149 174H145V172H144V175H143V177H141V179H143L142 180V182H141V184H140V187H138L137 189L138 190H146V188L149 186V179H151V178H149L148 176ZM41 177H43L42 175H40ZM62 176H64V175H60L59 176V174H58V176H57V178H55V179H53V180H57L58 179V177H62ZM124 176H128L127 174H125L124 175V172H123V178L120 176V178L119 179H124ZM5 178L7 177V176H4ZM40 177V178H41ZM90 177V176H89ZM89 177H88V179H89ZM152 177V176H151ZM11 178V177H10ZM15 179L17 178V176L16 177H14ZM14 178H13V180H10L9 179V177H8V179L10 180V181H13V183H14ZM24 178V177H23ZM23 178L21 177V178H19V180L20 179H22L23 180ZM30 178H32V176L30 177ZM30 178H25L26 180H28V181H26L25 183H21L20 184V186L18 187V192L16 193V194H14L13 192H12V187L10 188V186H8L6 189H2V190H0V244H2V241L4 242V240H5V238H6V236L9 234V232H8V230H10L12 227L14 228V226H15V228H17L18 226H20V223L22 224V226H23V222H22V215H23V213H22V211H23V209L29 204V203H31L29 200L31 199L30 198V194H32L31 196H33L34 194H33V192H35V191H33L34 190V187L36 186V183L34 182V181H36V178H35V180H32V179H34V178H32V179H30ZM37 178H39V176L37 177ZM40 178H39V180H40ZM63 178V177H62ZM195 178V177H194ZM194 178H193V180H194ZM51 179V180H52ZM118 179V180H119ZM126 179V178H125ZM124 179V180H125ZM5 180V179H4ZM6 180H7V178H6ZM5 180V181H6ZM9 180L7 181V182H9ZM19 180H17L16 182H18ZM38 179H37V181H39ZM43 180H44V178H43ZM46 180H47V178H46ZM61 180V179H60ZM123 180V181H124ZM25 181V180H24ZM59 181V180H58ZM82 181H84V182H82ZM23 182V181H22ZM41 182H44V181H42V180H40V183ZM51 182V181H50ZM57 182V181H56ZM56 182H54V183H56ZM65 182V181H64ZM63 182V184H65ZM81 182V183H80ZM119 182H120V184H118V185H113V187H111V189H109V190H101V189H99L98 188V190H97V188L95 189V186H96V184L95 185H92L91 187L89 186V187H87L88 189L87 190H90L89 191V193L92 195L91 197H89V199L88 200H82L81 202H83L82 204H83V206L82 207H80V208H82L79 212H77L76 214H75V216L74 217H72V220H70V221H67V222H70V223H68L67 224V222H66V224L65 223H63L62 225H58V226H53V228L51 229V233H52V235L54 236H56L55 238H57L58 240H59V243L57 244V242H56V244L55 245H53V244H47L48 242H46V243H43L44 241V239L42 238V240H37V242H35V243H37V244H35V249L34 250H29V252H28V243H25L27 240L29 241V238H31V237H29V236H23V234H25V233H23L22 234V238H24V237H26V238H24V239H27L25 242L23 241V239L21 238V236H20V238L22 239V241L21 242H23L24 244H26V246L25 245H23V246H25V248L27 247V251H25L24 249H23V251H25V252H28L26 255H23L24 253L23 252H18V253H21L23 256H24V258L25 257H27L29 260H32L33 261V263L31 262H29L26 258V262L28 263H30V264H40V262L42 263V261H43V263H44V261H46V263H44V264H47V262L48 261H50V260H52V262L50 263V264H57V262L60 260H62L63 258L62 257H60L61 256V253H62V251L63 252H65L64 251V249L66 248H68L69 246H71L72 247V245H73V243H75V242H77L78 244H79V248L77 249V250H75L73 253H70V255L69 256H71V259L73 260L77 255H79V254H81L82 252H87V256L85 257V259L86 258H88L89 257V255H91L92 257L91 258H94V257H96L97 255L99 256V258L98 259H96V260H89V259H86L85 260V262L84 263H82V264H101V263H103V260H104V257H105V249L106 248H108V247H111V246H113V245H115V244H119L120 246H125V245H127V239H128V237H131L132 236V234L133 233H135V228H136V224L137 223H140V222H142V221H146V220H148L150 217H152V216H155L157 213H159L158 211H160V208H161V206H159V207H157L156 209H152L151 211H149V212H143V213H141L142 212V205L144 204V202H146L149 198L148 197H150L149 196V194H147V196H145L146 198H147V200H146V198H145V200H144V202L143 203H141L140 205L138 204V205H136V206H134L133 208H129V209H127V210H125V204H123V202L120 200V203H119V206L116 208V210L118 209L119 211V213H123L122 214V217H121V219L119 220V223L117 224V228H116V232L114 231L113 232V234L111 235V237H109V238H107V239H105V238H103L102 236L106 233L107 234V231H106V226H107V222H108V220H109V217H108V214H107V209L109 208V205H110V203H111V198H114L113 196H115L116 195V193L117 192H120L121 190H123L122 188H126V186H127V184H126V186L122 183V181H120L119 180ZM125 182V181H124ZM169 182V181H168ZM0 183H4V181L3 180H1L0 181ZM51 183H53V181L51 182ZM53 183V184H54ZM117 183H118V181H117ZM4 184H6V182L4 183ZM16 184H18V183H16ZM39 183H37V185H38ZM50 184V183H49ZM52 184V185H53ZM89 184V183H88ZM130 184V183H129ZM134 184V183H133ZM2 185V184H1ZM41 185H44V183H42ZM51 185V184H50ZM50 185H49V187H50ZM170 185H171V183H170ZM48 186V185H47ZM60 186L61 185H57V187L59 188V189H61L62 191H63V193L61 194L62 196H61V198L59 199V200H63V198L64 197H66V196H68L69 194V189H68V184L66 183L65 185H62V188H60ZM83 186V188H85ZM88 186V185H87ZM115 186V187H114ZM133 186V185H132ZM131 186V187H132ZM167 185L165 184V187H166ZM168 186H169V184H168ZM43 187V186H42ZM42 187L40 186L39 188L41 189H39V188H35V190H36V192L38 193V192H40V191H42L43 189H44V187H43V189H42ZM46 187V186H45ZM49 187H47L46 189H47V191H48V189L50 190L51 188H49ZM131 187H128V188H131ZM169 187H171V186H169ZM37 189H39L40 191H37ZM56 189V188H55ZM55 189H51L52 191H50V193L49 192H47V191H45L47 194L49 193V195H46L45 197H46V199H44V195L41 197V198H43L42 200L45 202H43L42 201V203L43 204H46V208H48V207H50L51 205V207L49 208V212H53V211H51V210H54L58 205H60V203H62L61 201H59V203H54V204H52L53 203V201L54 200H58V198L60 197H58L57 196V199H54V198H56L55 196H56V191H55ZM59 189H58V191H59ZM134 189V188H133ZM136 189V190H137ZM81 190V189H80ZM86 190V191H87ZM82 191V194H79V196H76V197H79V198H81V196L82 195H84L83 193V190H81ZM84 191H85V189H84ZM79 192V191H78ZM36 193V194H37ZM81 193V192H80ZM35 194V195H36ZM43 194V192L41 193V195ZM68 194V195H67ZM40 195V194H39ZM57 195H58V193H57ZM60 195V194H59ZM78 195V194H77ZM90 196V195H89ZM28 198H29V200H28ZM76 199V198H75ZM82 199V198H81ZM80 199V200H81ZM29 201V202H28ZM70 202V201H69ZM68 204V203H67ZM71 205V204H70ZM262 205H260V206H262ZM56 210V209H55ZM54 210V211H55ZM87 213H90L91 214V216L90 217H92L91 218V220L92 221H90V223L88 222L89 220L87 219V223L85 224H83L82 222V226L81 225H79L80 224V220L83 218V219H86V218H84V217H86V216H84V214L86 215ZM102 213V214H101ZM104 213V214H103ZM89 214V215H90ZM87 218H89V216L87 217ZM83 222H85L84 220H83ZM241 224H243V225H241ZM17 226V227H16ZM22 226H20L19 228H18V232L16 231L17 229H15V230H13V232H17V233H19V229H22L23 227ZM79 228H78V227ZM183 226V225H182ZM12 232V235L14 234ZM7 233V234H6ZM10 233H11V231H10ZM16 233V234H17ZM30 234H32L31 232H29ZM16 234H14V236L16 235ZM28 233H26L25 235H27ZM29 235V234H28ZM43 235V234H42ZM51 235V236H52ZM40 236H41V234H40ZM29 237V238H28ZM36 237V236H35ZM39 237V236H38ZM37 237V238H38ZM250 238L248 239V240H246L243 244H241V245H239L240 247L237 249V254L238 255H241L242 257H245L246 255H248V254H250V253H259L257 256H258V258H264V226L263 227H255L254 229H253V231H251V235L249 236ZM52 238H54V237H52ZM247 238V237H246ZM39 239V238H38ZM160 239V238H159ZM35 240V239H34ZM57 240V241H58ZM100 240H101V244L99 245V242H100ZM163 240H165V239H163ZM162 240V241H163ZM175 239H168V240H165L163 243H161L162 241H160V245H159V247H158V250L159 251H161V252H168L170 249H174V246H176L175 245V241H174ZM27 241V242H28ZM31 241V240H30ZM18 243L20 242V241H17ZM23 243H20V244H23ZM34 243V242H33ZM32 243V244H33ZM147 243H149V240H147L145 237H139V238H137V240H136V242H135V246H140V245H143V244H147ZM186 245V244H185ZM22 246V247H23ZM30 246V245H29ZM18 247H19V245H18ZM18 247L17 248H15V250L16 249H18ZM34 247H32V248H34ZM185 246L183 245V254H185V255H188V254H190V253H192L193 252V250H194V247H193V245H188V246H186L185 248H184ZM31 247H29V249H30ZM31 248V249H32ZM96 248V249H95ZM65 249V250H66ZM95 249V250H94ZM8 250V252H9V249H7ZM18 250H20V249H18ZM68 250H70L69 248H68ZM21 251H22V248H21ZM0 252H1V250H0ZM3 252H4V250H3ZM6 252V251H5ZM13 252V251H12ZM11 252V253H12ZM17 251H15V253H16ZM67 252V251H66ZM65 252V253H66ZM69 252V251H68ZM70 252H71V250H70ZM10 253V252H9ZM64 253V254H65ZM213 253V252H212ZM1 254V253H0ZM5 254V253H4ZM11 255V254H10ZM13 255L15 256V254L13 253ZM12 255V256H13ZM20 255V254H19ZM19 255H18V257L16 256V258H23L22 257V255L19 257ZM214 257H215V259H220V252L217 250V249H215V253H214V255H213ZM7 257H8V255H7ZM11 257V256H10ZM63 257H64V255H63ZM128 257V256H127ZM127 257H121V258H119V262H118V264H132V258L130 257V258H127ZM9 258V257H8ZM8 258H7V260H8ZM15 258V257H14ZM20 258V259H21ZM62 258V259H61ZM11 260H12V258H10ZM18 259H16V261H18ZM65 259V258H64ZM11 260H8V261H11ZM68 260V259H67ZM3 261V260H2ZM4 261H6L5 260V257H4ZM25 260L23 259V260H20V261H18V262H15V259L12 261V262H6L7 264H26L25 262H24ZM65 261V260H64ZM69 261H70V259H69ZM63 262V261H62ZM72 262H74V261H72ZM0 263H1V261H0ZM28 263V264H29ZM60 264H61V262H59ZM67 263H69L68 261H67ZM3 264H5L4 262H3ZM63 264V263H62ZM64 264H66L65 262H64ZM70 264V263H69ZM103 264H113L112 262H104ZM115 264V263H114ZM117 264V263H116ZM251 264H258L257 262H254V263H251Z\"/></svg>","mask_w":264,"mask_h":264}]
</instances>
